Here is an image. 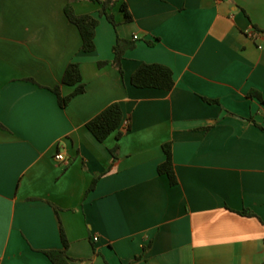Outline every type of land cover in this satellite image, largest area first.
I'll return each mask as SVG.
<instances>
[{
    "label": "crops",
    "instance_id": "0c3cea01",
    "mask_svg": "<svg viewBox=\"0 0 264 264\" xmlns=\"http://www.w3.org/2000/svg\"><path fill=\"white\" fill-rule=\"evenodd\" d=\"M67 1L0 0V264H53L62 231L71 264H264V0H124L129 22L120 1L92 52ZM118 37L124 75L99 66ZM72 62L86 90L61 107ZM143 62L173 89L133 86ZM113 102L122 136L100 142L86 124Z\"/></svg>",
    "mask_w": 264,
    "mask_h": 264
},
{
    "label": "trees",
    "instance_id": "16d2710c",
    "mask_svg": "<svg viewBox=\"0 0 264 264\" xmlns=\"http://www.w3.org/2000/svg\"><path fill=\"white\" fill-rule=\"evenodd\" d=\"M89 1L97 2L101 5V8L98 11V16L90 13H76L72 0H68L65 5V14L67 18L73 24H75L80 31L82 37V50L84 52H92L96 49V31L101 17L106 16L111 23H113L115 26L117 25L111 11L119 4L120 1V8L125 14L126 21L129 22L133 19L129 7L124 0ZM134 47V41L118 37L117 42L113 47L114 58L109 61L107 60L99 62V66L104 67L110 64L114 68L118 69L122 75H124L122 62L125 53L127 50L133 49ZM62 83L76 86L75 90L67 96H62L60 92V86L53 88V91L58 96L60 106L66 107L73 97L84 93L86 90V85L82 79L81 69L77 62H72L67 66L62 78ZM131 84L140 89L153 88L170 91L175 86L174 73L173 70L167 65L161 63L143 62L132 74ZM123 120L124 113L121 104L119 102H113L96 116H94L91 120H89L86 125L91 133L97 138V140L103 142L114 132H118V138L122 136V132H120L119 129ZM117 150L118 146L111 150L115 158ZM163 150L166 159L158 166V172L160 174H166L169 177L171 184H175L177 182V176L174 168L172 143H165L163 145ZM95 183L96 180L94 181L92 187H94ZM61 236L64 248L45 251V253L53 264H71V258L67 254V248L69 244L63 231Z\"/></svg>",
    "mask_w": 264,
    "mask_h": 264
},
{
    "label": "built area",
    "instance_id": "2783aa9c",
    "mask_svg": "<svg viewBox=\"0 0 264 264\" xmlns=\"http://www.w3.org/2000/svg\"><path fill=\"white\" fill-rule=\"evenodd\" d=\"M135 38H137V36H135ZM55 159L58 162H61V163H64V164L69 163V159L63 153H57L56 156H55ZM98 239H99V237L95 236V240H98Z\"/></svg>",
    "mask_w": 264,
    "mask_h": 264
}]
</instances>
